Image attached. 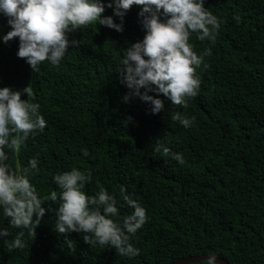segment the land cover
Wrapping results in <instances>:
<instances>
[{"label": "trees", "instance_id": "trees-1", "mask_svg": "<svg viewBox=\"0 0 264 264\" xmlns=\"http://www.w3.org/2000/svg\"><path fill=\"white\" fill-rule=\"evenodd\" d=\"M204 7L224 22L214 44L190 37L197 53L211 49L197 69L200 91L187 109L165 101L155 115L138 98L121 102L128 89L117 68L122 49L143 37L139 6L126 12L121 32L91 25L69 33L78 45L69 46L59 66L45 62L38 72L16 56L18 38L0 41V87L19 90L30 82L47 121L18 153L9 152L10 167H27L39 154L30 181L41 196L59 191L54 174L90 169L87 194L103 187L120 200L123 187L148 216L130 239L139 254L128 258L85 244L83 233L55 232L59 200L48 201L23 249L0 240V264H168L209 251L230 264H264V0H204ZM9 30L0 14V36ZM177 111L194 115L196 125L184 129L172 121ZM162 145L183 153L185 163L165 156ZM130 211L120 208L121 216ZM0 227L10 232L9 241L19 231L2 212Z\"/></svg>", "mask_w": 264, "mask_h": 264}, {"label": "clouds", "instance_id": "clouds-1", "mask_svg": "<svg viewBox=\"0 0 264 264\" xmlns=\"http://www.w3.org/2000/svg\"><path fill=\"white\" fill-rule=\"evenodd\" d=\"M133 5L139 6L137 17L144 34L121 51L117 73L120 83L128 89L121 102L138 98L153 115L164 110L165 101L187 109L189 100L200 91L197 69L211 55L210 48L197 53L190 37L195 35L199 41L214 44L224 22L204 7V0H0V14L10 26L0 41L7 43L18 38L16 56L23 58L33 73L38 72L45 62L59 66L69 46L78 45V41L69 40V33L91 25L121 32L123 18ZM106 8L112 10L111 16L102 15ZM113 17L119 22H114ZM232 19L240 22L238 14H233ZM22 93L26 94L25 99H21ZM34 99L30 82L19 90L0 87V212L10 227L19 230L9 241L5 238L10 232L0 227V240L10 250L23 249L25 236L34 237V230L45 215L42 205L58 199L55 232L83 233V242L91 247H112L122 257L137 256L140 250L130 239L148 216L134 194L123 187L120 200L103 187L87 194L84 189L92 180L91 170L72 167L52 176L59 191L41 196L30 181V170L38 171L39 154L18 170L7 163L9 152L18 153L30 136L43 132L47 126L40 104ZM171 120L184 129L196 125V117L187 112L177 111ZM161 148L178 165L185 163L183 153L163 145ZM82 154L87 156V150H82ZM123 206L131 211L121 216ZM64 243L69 250L74 249L75 242L67 236ZM216 256L209 251L203 264H216Z\"/></svg>", "mask_w": 264, "mask_h": 264}, {"label": "water", "instance_id": "water-1", "mask_svg": "<svg viewBox=\"0 0 264 264\" xmlns=\"http://www.w3.org/2000/svg\"><path fill=\"white\" fill-rule=\"evenodd\" d=\"M208 258V254H200V255H190L187 257H181L178 258L168 264H189V263H194V262H198L201 260H206ZM216 264H230L228 261H226L225 259L216 256Z\"/></svg>", "mask_w": 264, "mask_h": 264}]
</instances>
